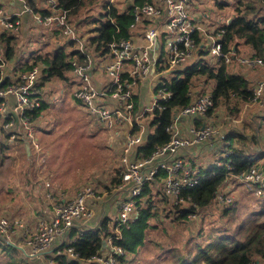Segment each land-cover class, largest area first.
I'll return each mask as SVG.
<instances>
[{"label":"built area","instance_id":"obj_1","mask_svg":"<svg viewBox=\"0 0 264 264\" xmlns=\"http://www.w3.org/2000/svg\"><path fill=\"white\" fill-rule=\"evenodd\" d=\"M15 1L20 6L18 11L6 13L0 8V34L17 32L19 17L25 13L31 16L32 24L36 26L59 28L63 35L76 43L72 50H78L86 57L84 62L77 59L70 61L69 88L72 97L94 117L97 128L117 130L124 127L125 136L119 186L108 192L85 187L68 198L54 195L47 179L40 176L44 166L42 148L36 140V128L27 117V112L41 104L42 91L39 83L43 66L34 64L23 71H20V68L17 71H4L9 61H5L0 45V132L5 137L8 154L10 153L17 163L20 161L16 144L18 138H23L30 144L34 173L42 183L46 205V209L41 212L30 209L25 216L17 212L11 217L1 216L0 250H15L29 264H61L58 259L61 256L68 263L119 264V258L125 253L114 241L121 237L120 227L128 228L136 218L137 197L143 188L154 180L160 171H164V176L160 177L161 194L171 204L184 203L182 191L199 184L204 174L199 165L192 164L178 152L223 137L220 127L213 123V120L203 125L191 124L184 133L180 130V121L185 117H211L207 115V111L213 106L209 89L196 94L188 105L175 109L167 128L170 139L166 144L156 147L147 158L137 155L132 159L133 151L143 142L140 119L145 112L162 108V102L171 97V91L165 86L164 73H157L160 71L159 67L171 72L180 66L185 68L190 65L192 59L197 57V47L192 38L195 31L204 36L200 46L209 52L213 61L223 58L226 63L235 62L243 70L262 69L264 73V59L246 51L235 54L233 58L229 54L230 51L223 53L220 36L224 31L223 25L230 19L226 18L225 22L221 19L212 21L208 19L207 13L197 14L196 7L191 11L190 2L193 0H106L104 13L111 8H116L121 13L130 9L133 22L127 27L128 37L109 42L107 52L98 54L105 79L100 85H96L92 80L93 58L85 47L89 44H84L76 36L73 21L67 17L65 11L56 8V0H45L50 11L48 14L35 12L28 0ZM104 19L108 20L109 17L106 15ZM106 56H109V60H105ZM33 57L28 63H33ZM151 74L157 77L152 83V101L147 108L137 101L136 107L134 96L138 93L134 92L133 87L136 81L142 83ZM4 78L10 79L5 86L1 84ZM252 92L255 100L262 95L264 77L253 80ZM135 126L140 128L138 132L134 130ZM214 165L224 166V170L231 168L228 160H225L223 165L218 161ZM262 173L264 158L255 161L248 170L233 177L237 179V183L259 196L261 191L257 186L262 185ZM229 191L231 192V189H225L224 182L215 198L218 207H225L233 202V195L229 194ZM115 193L117 214L113 230L112 233H103L100 230L102 222L99 221L96 225L91 223V220L105 197ZM87 231L98 232L103 246L96 255L83 258L74 249L73 242L76 237ZM259 262L253 260L250 264H260Z\"/></svg>","mask_w":264,"mask_h":264},{"label":"trees","instance_id":"obj_2","mask_svg":"<svg viewBox=\"0 0 264 264\" xmlns=\"http://www.w3.org/2000/svg\"><path fill=\"white\" fill-rule=\"evenodd\" d=\"M94 1L100 2V0H56V8L65 11L67 17L71 19L78 16L83 9L89 12L94 6ZM215 2L221 8L229 5L224 0H216ZM28 3L35 12L41 14L50 13L48 9L36 8L29 0ZM100 6L105 8L104 3H99ZM232 10L233 16L227 24L223 25L224 31L220 36L223 53L230 51L229 54L233 58L235 54L246 51L264 59V0H236ZM99 15L93 20L96 24L95 35L89 38V47H92V51L95 54H104L108 50L107 44L109 42L129 36L127 27L133 22V14L130 9L121 13L116 8H111V10L99 13ZM106 15L109 17L108 20L104 19ZM55 29L58 30V28ZM192 38L195 47H197L195 50L197 53L196 59H193L190 65L180 69V71L177 69L171 70L173 73L172 77L164 79L166 81L165 86L171 91V97L167 101L162 102V108H154L143 115V118L148 119L147 126L150 131L143 134L142 144L135 148V152L140 158L149 157L156 147L163 146L169 141L170 133L167 128L172 121L175 109L188 105L196 94L203 93L198 89L200 87H196L200 83L211 85L209 92L213 100V106L207 111V115L210 116L216 114L217 110H219L218 112L222 110L227 115L235 116L239 112L241 105L257 100L253 98L252 92L254 78L248 76L247 72L242 70L239 65L233 64L235 62L226 63L223 58L213 61L209 52L200 46L204 36L198 31L193 33ZM0 45L2 46L5 61L11 60L16 51L15 35L13 33L0 34ZM72 59L84 62L86 57L78 50L71 49L69 52H65L62 47H59L51 54H37L33 57L32 64L26 62L19 67L20 71H23L31 68L34 64L43 66V75L39 83L42 91L41 104L36 109L27 112L28 121L32 122L36 129L42 127L39 122L45 112L53 103H58L57 98L52 99V102L47 100L48 95L43 90L46 84L55 83V88L66 86V89L60 90L61 93L68 94L71 100L82 106L79 101L72 97L71 89L69 88V79L71 77L70 61ZM1 77L2 72L0 71V79ZM261 77H264V73ZM9 82V78H4L1 84L5 86ZM258 100L263 103L264 92ZM135 106L137 107L136 102ZM83 109L86 110L84 107ZM86 114L95 121L94 117L88 112ZM55 124L51 121V126L55 127ZM44 128L46 129V126ZM134 130L138 132L140 128L135 126ZM256 135L255 133L250 136L240 133L238 137L243 142L248 139L251 143H258L260 138L258 137L259 135ZM18 141H21V138H18ZM7 152L8 146L6 145L5 137L0 132L1 162L11 157ZM20 154H24V151H21ZM256 157L258 156L249 154L243 145L239 147L232 146L231 151L225 158V160L229 161L231 168L224 170V166L205 167L202 170L204 175L199 184L182 191L184 203L171 204V210L174 211L173 219L186 220L189 216L198 213L199 210L209 208L215 202L217 191L226 179L248 170L257 161ZM24 164L21 173L25 175L26 183L28 185H32V183L37 185L38 180L33 169V159L30 160L29 157H26ZM213 170L215 171L212 172ZM164 174V171H160L154 180L143 188L141 194L137 197L136 218L130 223L128 228L125 226L120 227L121 237L114 242L123 248L126 255L133 254L136 249L139 251L140 249L146 250L151 247L149 246L151 240H145L148 235L146 234V228L153 226L150 225L149 219L156 214V212H154L155 214L151 212V202L156 195L160 196L158 201L168 200L161 194L160 190V177L164 176ZM120 183L121 175L119 169L111 179L110 184L105 185V191L108 192L116 188ZM25 191L29 192L26 188ZM17 195L16 198L20 200L19 194ZM234 207L233 202L225 207H219L223 208L222 212L228 214V219L219 226L213 225L206 234L199 235L198 233V236L203 237V242L196 243L192 250L195 248L200 257L197 262L193 261L190 264H250L253 260L264 262V202L257 204L249 215L239 222L235 219ZM171 210L166 215L170 214ZM101 220L100 230L103 233H112L108 228L110 226L108 223L111 219L103 216ZM113 226L114 224L112 223ZM102 246L99 233L91 231L76 237L73 242L74 249L83 258L96 255ZM166 250L172 249L168 247ZM11 252L12 249L6 250L7 254ZM125 254L119 258V264L126 263ZM58 259L61 264H77L76 262L68 263L62 256L58 257Z\"/></svg>","mask_w":264,"mask_h":264},{"label":"rangeland","instance_id":"obj_3","mask_svg":"<svg viewBox=\"0 0 264 264\" xmlns=\"http://www.w3.org/2000/svg\"><path fill=\"white\" fill-rule=\"evenodd\" d=\"M215 1L216 0H193L190 2L191 11H193V7H196L195 12H197V14L206 11L209 15L208 19L212 21L221 19L225 22L226 18L231 19L233 16L232 6L235 4L236 0H224L229 5L222 8L218 7ZM103 12V6L89 12L83 9L79 12L78 16L71 18L73 23L81 18V27L75 30V34L79 39L84 35L83 40L81 39L84 44L85 42H89L88 32L93 28V20L91 18L89 20L86 19L87 16L90 17L91 13L92 17H99V13ZM82 20L88 21L83 22ZM95 26L94 24V28ZM31 28L28 29V27H26L27 31H25L26 33L24 35L22 33L16 35V43L20 45L17 47L15 53L17 54V52L21 50L22 57L20 60L22 61L29 60L31 54L37 49L35 45L29 44L32 40L30 39L31 37H28V39L25 38L29 32L33 31ZM87 37L88 39L86 40L85 38ZM55 40L57 41V39ZM55 40L49 42L44 48L51 50L53 46L56 47L54 43ZM57 43L60 44L62 41H57ZM85 47L88 49L90 55H92V47ZM105 60H109V56H106ZM5 67L13 70L12 62H8ZM181 68H183V66L178 67L177 70L180 71ZM162 69L163 67L160 66V71L157 73H164L163 78L170 79L173 73L170 72V70L165 71ZM244 71L247 72L248 76L254 78V80L261 77L263 74L262 69ZM156 80L157 77L153 76V74L148 78V82L151 83V86ZM136 83L133 89L134 92L138 93L141 88V82L136 81ZM196 87H200L201 89H198L204 93L211 88V85L208 83H200ZM54 88L55 83L46 84L44 86L43 90L48 96L53 92H57L54 94V97H57L58 103H53L39 122L42 127L46 126L49 132L45 134L38 133L40 135H36L37 141L40 142L41 139H43L42 141L46 143L45 146L42 147L47 149L48 152V160L45 169L52 170V172H50L51 182L52 176H54V179H58L57 181L59 182L57 187L73 189L74 195L85 187H91L93 190L99 192L105 191V185L110 184L111 179L116 174L117 170L119 171L121 165L123 143L121 144L117 140L111 138L112 136H116L115 133L117 134L119 129L115 133H110V135L100 130L96 131L94 129V121L86 114L87 111L83 109L81 105L71 100L66 93L60 92V90L66 89V86ZM56 94H58V96ZM54 97L52 98L51 96L47 100L52 102ZM134 101H138L137 95L134 96ZM151 101V90L146 89L143 93L141 106L147 108ZM218 111L219 110L211 117L214 120L213 123H216L218 127H220L223 137L211 140L209 144L214 149L210 151L205 149L203 152H200L196 158L191 159L192 163L194 165H199L201 170L206 166L215 168L216 166L214 163L217 161L223 165L226 155L231 151L232 146L239 147L242 145L245 146L249 154L258 156L256 157L257 161L263 159L264 101L261 103L257 99L256 101L241 105L239 112L235 116L227 115L222 110H220L221 112ZM51 121L56 123L55 127L51 126ZM140 121L142 123L143 135L150 131L147 126L148 119L142 117ZM240 133L249 136L255 133V135H259L258 137L260 139H258V143H251L248 139H246L244 143L243 140L238 137ZM22 155L23 154H20V161L18 163L15 162V166L17 165L20 174V176L18 175L19 177L12 171L11 162L13 160L10 159L11 157L7 160L4 159L2 162L0 159V217L3 215L11 217L12 214L16 212L17 214L25 216L29 213L30 209L36 210L35 204L33 205L31 201H27L28 195L24 193L23 197L24 191L22 189L25 188L27 183L25 181V175L21 173L25 165V158L22 157ZM42 156L44 157V153ZM30 160H32V158H30ZM3 162L6 166H2ZM214 171L215 170L212 172ZM44 174L46 175L45 172ZM262 174L264 176V173ZM45 175L41 173L40 176L47 179ZM233 176L226 179L225 189H231L229 194L233 195V206H235L234 216L239 222L244 220L257 204L264 202V178L263 182L260 183L262 185L258 184L257 186L261 194L255 196L248 188L237 183V179ZM14 181L16 185L15 188ZM47 181L49 182L48 179ZM19 182L23 185V188ZM41 184L42 183L39 181L37 185L41 186ZM16 190L20 191V193L22 192V194L19 195L20 202L18 198H16ZM159 197V195H156L151 202V212H156V214L154 213L155 215L149 219L150 225L153 226L146 228V234L148 235L145 240H151L149 244L151 247L144 250L143 254H141L142 251L138 253V249H136L133 254L126 255L127 261L125 264H190L193 261L197 262L200 256L195 248L192 250V247H195L196 243L203 242V237L198 236V233L199 235H203L206 234L213 225L219 226L228 219V214L222 212L223 208L217 207L215 201L209 208L199 210L198 213L189 216L186 220L173 219L174 211L171 210V203L168 200L158 201ZM169 210H171L170 214L166 215ZM168 247L172 250H166ZM25 263L29 264L26 259L21 258L17 251L12 250L11 253L7 254L6 251L0 250V264ZM260 264H262V262Z\"/></svg>","mask_w":264,"mask_h":264},{"label":"crops","instance_id":"obj_4","mask_svg":"<svg viewBox=\"0 0 264 264\" xmlns=\"http://www.w3.org/2000/svg\"><path fill=\"white\" fill-rule=\"evenodd\" d=\"M29 1L32 4H34V6L36 8H38V9L39 8L48 9L47 5L45 4L46 3L45 0H29ZM104 2H105V0H100L99 3L103 4ZM99 3L97 1H95L93 3L94 6L92 7L91 10L94 11L95 9H97L99 7ZM0 8L6 13H12V12L18 11L20 6L15 0H0ZM90 18L92 20H94L96 17H92L91 13H90V17L87 16L86 19L89 20ZM19 20H20L19 28H18L17 32L13 33L15 35V37H16V35L18 33H22L24 35L26 33L25 31H27L26 27H28V29H29L32 26L31 29L33 31L29 32V34L26 35L25 38L28 39V37H31L30 39H32V40H31V42L29 44L35 45L37 47V49H36V51H34L31 54L30 59L32 58V56L35 57L39 53H42V54L50 53L51 54L55 50H57V48H59V47H62L63 51H65V52L68 51L69 52L76 45V43L74 44L73 41H71L67 36L63 35L59 28H58V30H56L55 28H52V27L41 26V25H37L36 26V25L32 24L31 16L29 14H27V13L20 15ZM88 20H84V21H88ZM81 23H82L81 22V18L77 19L75 21L74 26H75L76 30H78L77 28L81 27ZM92 23H93L92 26L94 28L95 22H92ZM93 28H92V30L90 32H88L89 38L91 36L95 35V32H94L95 28L94 29ZM83 37H84V35H82L80 37V40L81 39L83 40ZM55 39H57L58 42L62 41V43L58 44ZM85 39L87 40L88 37L85 38ZM53 40H55L54 43H55L56 47L53 46V48L51 50L44 48L45 45H47L49 42H51ZM87 43L89 44V42H87ZM19 45L20 44L16 43V51H17V47H19ZM21 57H22V53H21V50H20V51L17 52V54L15 53L14 57L11 60H9V62H12V64H13V71H17L19 69V67H21L26 62H29V60H30L29 59V60L22 61V60H20ZM92 58H93V67H94L93 70H92V80H93V82L96 85H100L105 79L104 71H103L101 62L98 59V54L97 53L96 54L93 53L92 54ZM10 70L11 69L8 68V67L4 68V71L10 72ZM150 84L151 83L148 82V79L141 83V88L138 91V95H137V99H138L140 105H141V102H142V99H143L144 91L146 89L147 90L150 89L151 92H152L153 86H151ZM54 89H56V88H54ZM55 93H57V92H53L51 95L47 96V99L50 98L51 96L53 98ZM56 95L58 96V94H56ZM66 95L68 96V94H66ZM140 95H141L142 98L140 97ZM56 98L57 97H54V99H56ZM209 120L212 121L213 120L212 117H205V118H198V119H192V118H189V117H185V118L181 119V121H180V130L182 131V133H184L189 125H191V124L203 125L204 123H207ZM94 127H95L94 129L96 131L100 130V131L106 132L107 134L109 133L108 135H110V133H115L118 130V129L117 130H106V129H101V128L98 129L96 127V125H95V121H94ZM124 131H125V128L121 127L119 129V132H117V134L115 133L116 136H112L111 138H113L114 140H117L118 142H120L122 144L123 140H124V136H125V132ZM48 132L49 131L47 130V128L45 129L44 127L36 129V135L37 136L40 135V134H43V133L44 134L48 133ZM38 133H40V134H38ZM42 140L43 139H41L40 142L38 141V143H39V145L42 148V154L44 153V157H43V159H44L43 175H45L44 174V172H45L46 173L45 176L47 177V179L49 180V183H50L51 191L56 196H62V197H67V198L71 197L74 194V190L73 189H64L62 187H57L59 182L57 181L58 179L57 180L54 179L55 178L54 176H52V182H51L50 172H52V170L51 169H48V170L45 169V166H46V163H47V160H48V154H47L48 152H47V149H44V147H42V146H45V144H46ZM16 144H17V147H18L19 158H20V150L24 151V154H25V155L23 154L22 157L31 158V156H32V152L30 151L31 147H30V144L28 143L27 140L21 138V141H17ZM205 149L210 151V150H212L214 148H212V146L209 143H202V144H199V145H196V146H191V147L187 148V150L181 149L178 153L180 155H183L188 161H190L192 163L191 159L196 158V156L200 152H203ZM136 156H137L136 152L133 151L132 159H134ZM7 159H9V158H7ZM7 159H5V160H7ZM10 159L13 160L11 162V167L14 169V170L12 169L13 173L15 172L16 176H18V175L20 176L19 171L17 169L18 167H17V165L15 166L16 159L14 157H12V156H11ZM4 165L6 166V164H4V162H3L2 166H4ZM206 167H208V166H206ZM15 181H14V188L16 186L15 185ZM22 188H23V185H22ZM25 188L27 190H29V192H26ZM25 188L22 189L24 191L23 192V197H24V193L26 195H28L27 196V201H31V203L33 205L35 204L36 211H41L43 209H46L45 200H44V197H43L42 186L36 185V184L34 185V183H32V185L31 184L30 185L26 184ZM19 192L20 191L16 190L15 195L16 196H18L17 194L20 195ZM116 197H117V193L108 194L105 197V200L103 201V203L96 210L95 216H94V218H92L91 223H96V225H97L99 223V221L102 222L101 217L107 216V217H109L111 219L110 222L108 223L110 225L108 228H109L110 231L113 230L112 223L115 220L116 214H117V207L114 204V200H115ZM19 202H20V200H19ZM139 251H142L141 254H143V252H144V250H141V249ZM139 251H138V253H140ZM260 263H261V261H260ZM262 264H264V263L262 262Z\"/></svg>","mask_w":264,"mask_h":264}]
</instances>
